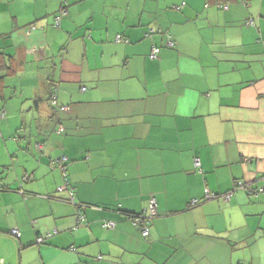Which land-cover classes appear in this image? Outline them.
Returning <instances> with one entry per match:
<instances>
[{
	"label": "crops",
	"instance_id": "0c3cea01",
	"mask_svg": "<svg viewBox=\"0 0 264 264\" xmlns=\"http://www.w3.org/2000/svg\"><path fill=\"white\" fill-rule=\"evenodd\" d=\"M263 44L264 0H0V264H264Z\"/></svg>",
	"mask_w": 264,
	"mask_h": 264
},
{
	"label": "built area",
	"instance_id": "2783aa9c",
	"mask_svg": "<svg viewBox=\"0 0 264 264\" xmlns=\"http://www.w3.org/2000/svg\"><path fill=\"white\" fill-rule=\"evenodd\" d=\"M64 13H65V11H62V14H64ZM58 23H59V17L56 18L55 25H57ZM117 40H121V37L117 36ZM172 44H173L172 41H168L167 42L168 46H171ZM158 52H159V48L158 47H152L151 51L149 52V58H152V59L156 58ZM64 160H65L64 157H62L61 159L57 160V164L60 165V163H62V161H64ZM194 165L198 166V160L197 159L194 160ZM243 186H244V184L241 181H238L235 184L234 189H236V187H243ZM262 190H264V187L259 189V191H262ZM254 191H256V190L254 189ZM230 194H231V191L226 193L223 196L224 199H227L230 196ZM154 204H155V200L153 198L150 199V205H151L152 208H151V212L149 214V218H151V217H153L155 215ZM146 219H147V217H140V216L132 218L133 224L136 227L139 228V230L141 232V235L144 236V237L149 234L148 226H147V222L148 221ZM81 220H82V216L79 215L78 216V221H81ZM112 225H113V223H111L110 221H106L103 224L104 227H110ZM9 234L12 235L13 237H16V238H18L20 236V232H19V230L17 228L9 229ZM42 240H43L42 237H38L36 239V241L39 242V243L42 242Z\"/></svg>",
	"mask_w": 264,
	"mask_h": 264
},
{
	"label": "trees",
	"instance_id": "16d2710c",
	"mask_svg": "<svg viewBox=\"0 0 264 264\" xmlns=\"http://www.w3.org/2000/svg\"><path fill=\"white\" fill-rule=\"evenodd\" d=\"M240 1V3H242L243 5H246L247 4V1L248 0H239ZM217 5V7L218 8H220V9H223V8H225V6L226 5H224V4H220V3H217L216 4ZM62 11H64V10H62ZM62 11H60V16H59V19L61 18V16H63L64 14H62ZM59 24V23H58ZM57 24V25H58ZM245 24L246 25H248V26H255V21H254V19L253 18H248V19H246V21H245ZM57 25H55V26H57ZM121 37V36H120ZM121 39H123L124 41L126 40V39H124L123 37H121ZM170 39V38H169ZM169 41H172V45L171 46H168V47H171V48H173L174 47V41L171 39V40H169ZM263 53H264V44H263ZM51 100H52V103L54 104V107L57 109V110H62L63 109V107H60V106H57V101H56V88L54 89V90H52L51 91ZM56 110V111H57ZM64 159H65V157H64ZM59 160V159H58ZM62 169H63V175H64V179H65V182L66 181H68V179H67V177H66V175H65V171H64V167L62 166L61 167ZM128 215V214H127ZM131 217H135L134 215L133 216H131Z\"/></svg>",
	"mask_w": 264,
	"mask_h": 264
},
{
	"label": "clouds",
	"instance_id": "9594fccd",
	"mask_svg": "<svg viewBox=\"0 0 264 264\" xmlns=\"http://www.w3.org/2000/svg\"><path fill=\"white\" fill-rule=\"evenodd\" d=\"M237 182H238V181H237ZM237 182H236V183H237ZM193 203H195V200L193 201ZM135 217H138V216H135ZM131 218H133V217H131Z\"/></svg>",
	"mask_w": 264,
	"mask_h": 264
}]
</instances>
